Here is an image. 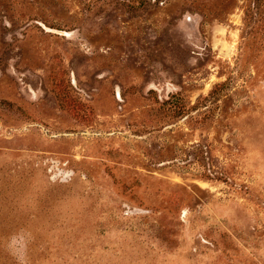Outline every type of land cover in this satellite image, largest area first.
Here are the masks:
<instances>
[{"label": "rangeland", "instance_id": "rangeland-1", "mask_svg": "<svg viewBox=\"0 0 264 264\" xmlns=\"http://www.w3.org/2000/svg\"><path fill=\"white\" fill-rule=\"evenodd\" d=\"M0 264H264V0H0Z\"/></svg>", "mask_w": 264, "mask_h": 264}]
</instances>
